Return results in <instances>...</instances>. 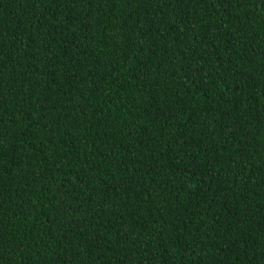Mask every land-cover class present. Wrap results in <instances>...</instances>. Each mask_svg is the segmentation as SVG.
Returning <instances> with one entry per match:
<instances>
[{
    "label": "trees",
    "instance_id": "16d2710c",
    "mask_svg": "<svg viewBox=\"0 0 264 264\" xmlns=\"http://www.w3.org/2000/svg\"><path fill=\"white\" fill-rule=\"evenodd\" d=\"M0 264H264V0H0Z\"/></svg>",
    "mask_w": 264,
    "mask_h": 264
}]
</instances>
